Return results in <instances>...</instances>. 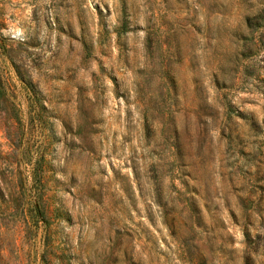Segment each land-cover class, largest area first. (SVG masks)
Segmentation results:
<instances>
[{"label":"rangeland","instance_id":"obj_1","mask_svg":"<svg viewBox=\"0 0 264 264\" xmlns=\"http://www.w3.org/2000/svg\"><path fill=\"white\" fill-rule=\"evenodd\" d=\"M0 264H264V0H0Z\"/></svg>","mask_w":264,"mask_h":264}]
</instances>
